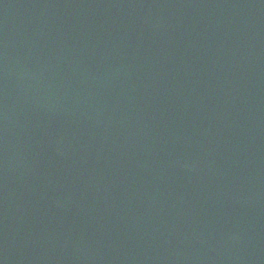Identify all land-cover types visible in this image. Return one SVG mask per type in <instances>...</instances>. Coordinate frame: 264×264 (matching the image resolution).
<instances>
[{"label": "water", "instance_id": "95a60500", "mask_svg": "<svg viewBox=\"0 0 264 264\" xmlns=\"http://www.w3.org/2000/svg\"><path fill=\"white\" fill-rule=\"evenodd\" d=\"M0 264H264V0H0Z\"/></svg>", "mask_w": 264, "mask_h": 264}]
</instances>
